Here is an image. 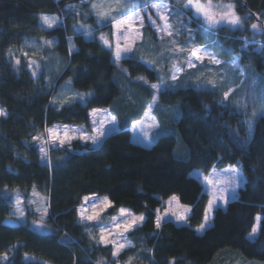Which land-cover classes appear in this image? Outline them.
Returning <instances> with one entry per match:
<instances>
[{
  "label": "trees",
  "instance_id": "obj_1",
  "mask_svg": "<svg viewBox=\"0 0 264 264\" xmlns=\"http://www.w3.org/2000/svg\"><path fill=\"white\" fill-rule=\"evenodd\" d=\"M80 1L0 0V107L7 112L0 117V257L8 255L4 264L114 263L113 245L93 240L79 219L78 207L90 194L108 196L109 216L118 215L122 207L144 215L143 222L127 233L130 245L115 258L119 264H128L130 258L131 264H225L217 256L228 248L264 260V114L256 117L249 132L246 114L223 102L221 91L192 84L166 86L158 103L178 107L179 116L169 121L174 131L161 134L151 147L134 142L130 127L143 116L154 97L151 86L162 78L135 55L116 62L112 46L100 40L97 30L90 37L76 32L72 15L100 28L95 15L67 8ZM235 9L264 24V0H235ZM41 14L64 16L65 21L46 29L39 24ZM109 22L104 27L111 38ZM221 31L227 39L214 40L212 32L201 28L197 45L226 61L238 56L240 63L264 76V32L245 48L238 32ZM42 39L54 40L40 50L44 57L56 55L49 57L54 70L51 64L33 75L21 48L28 40ZM149 39L156 41L157 35L145 24L143 41ZM68 79L74 92L90 95L61 105L57 93ZM97 107L108 108L119 129L99 147L76 139L49 148L50 162H42L40 142L47 128L65 124L89 129L90 111ZM228 165L240 168L245 183L237 198L214 210L210 227L198 232L209 198L192 171L208 174ZM35 192L48 201L47 231L29 222L36 217L30 204ZM16 194L22 197L27 221L6 226ZM172 195L189 207L187 223L165 220L157 227V210ZM257 215L259 232L251 240L247 235Z\"/></svg>",
  "mask_w": 264,
  "mask_h": 264
},
{
  "label": "rangeland",
  "instance_id": "obj_2",
  "mask_svg": "<svg viewBox=\"0 0 264 264\" xmlns=\"http://www.w3.org/2000/svg\"><path fill=\"white\" fill-rule=\"evenodd\" d=\"M156 2L161 5H167V15L169 17V23L172 25V35L168 36L165 33L158 32L157 28L153 26L152 21H156L157 25H163L164 21L160 19L155 8H152L150 5ZM202 2L207 3V0H202ZM186 0H168V2L163 0H119V4H117L116 0H82L78 3H70L67 8L75 14L83 12L84 15L92 14L97 18V24L101 28L107 24L108 20H113L116 17L134 9H140L143 7V10L137 12L139 17H143V27L145 24H149L151 28L157 35V40L149 39L148 44L146 45V54L145 56H154L152 60H149L147 64L153 68H155L162 80L159 83H156L157 87L163 89L166 86H176L181 84H192L203 90H215L221 91L222 93L231 90L230 95L227 99H224L223 102H227L229 104L234 105L239 111L244 112L246 114V123L247 127L249 122L252 124V132L254 128V120L258 115H260V104L261 101L264 100V76L262 74L254 73L252 66L250 64L243 65L240 63L239 57H235V59L231 61L223 60L219 57V54L207 48L206 46L197 45L196 36L197 31L201 30V28H205V31L212 32L214 40H219L220 37L227 39L224 37V32L221 31L222 28H226L231 30V35H233L234 31L238 32L236 37L240 38L245 42L244 47L247 48L248 45L254 44L256 37L258 34H262L264 32V24L259 20H251L249 14H239L235 9V0H211L212 5H233L234 11L236 15L241 18L242 24L239 27H233L231 25H221L216 28H210L206 23L203 22L201 17H198L195 13L194 9L186 8L184 5ZM98 5L97 8H93L92 5ZM134 4H138V7H134ZM218 15L219 13L225 11L224 7H214L212 9ZM161 11H164L161 8ZM101 12L109 13V15L102 16ZM74 14V15H75ZM41 16H49L58 18L55 26L62 24L65 21V18H59L58 15L53 14H41ZM41 17L39 16V20ZM72 23H75L73 29L76 32L84 33L87 37L92 36V33H88L89 27L92 26V23H83L80 20L78 21L75 16L72 15L70 17ZM192 21H196L195 25L192 24ZM40 22V21H39ZM41 24L44 27L47 25ZM253 24H257L259 26L258 29H253L251 26ZM54 26V27H55ZM141 26L140 19H134L133 25L131 29L126 28L119 33V36L122 35L123 47L128 45L132 40L135 41V37L139 35V28ZM201 26V27H200ZM53 28V27H52ZM107 38L110 34L109 32L102 35ZM164 38L161 39L160 37ZM226 36L230 37V35L226 34ZM108 38V39H109ZM113 35L111 33L112 40ZM101 40V39H100ZM102 41V40H101ZM103 42V41H102ZM256 49H260L261 43L257 42ZM51 45L46 44L36 40H28V43L24 45V49H22V55L31 56L30 52L38 53V56L42 54L40 52L43 51L44 48L50 47ZM133 47V45H132ZM183 48L184 51L180 49ZM192 48H202L207 49L211 52L216 58L221 60L223 63L216 65L209 62L205 59L204 62H200L195 60V57H191V60L194 63V67H188V60L190 58L189 53ZM42 50V51H40ZM19 52V54H21ZM49 56H56L54 53H51ZM160 56H163L162 62L160 61ZM235 61L238 67H231L232 62ZM242 70V72H241ZM176 74L177 79L173 81L171 79L172 75ZM141 79V78H140ZM68 80H64L59 87L57 95L63 94L65 91H69L67 86ZM215 85V86H214ZM154 89V88H153ZM74 96L73 99H80L84 101L86 99L84 96H89L90 93H80L77 91H71ZM155 96L152 99L151 105L153 107L149 111V105L146 107V110L143 114V117L136 121L132 126V140L136 143H139L145 147H151L156 139L163 133L173 132V128H170L169 121L172 119H176L179 116V109L176 106L170 105H161L158 102L159 93L154 89ZM61 97V95H60ZM82 97V98H81ZM57 97L54 98L53 103L56 104ZM256 111L257 115L253 117L252 113ZM147 113V115H146ZM157 113L161 115L158 116ZM92 120L90 121V128L87 129L84 125H66L68 127V135L75 137L71 139L69 142L64 143L63 145L69 144L73 140H81L82 142H87L80 138L81 134L85 136L97 137L98 142L101 139H104L106 136L115 133L118 130L117 120L115 116L110 112L108 108L105 107H97L92 110ZM115 118L114 120L112 118ZM161 118V119H160ZM165 120V122H163ZM95 121V122H94ZM167 123V125H166ZM151 125H155L152 127ZM47 128L46 135L40 142V149L43 148L44 151H41V159L44 163H49V148L56 145H61L59 141H53ZM53 129H57L54 127ZM58 130V129H57ZM103 132L104 134L101 136L99 133ZM58 136L63 139L64 132L63 130H58ZM88 143V142H87ZM96 143V144H97ZM177 155L181 157H186V153H178ZM235 169V174L230 171V169ZM192 175L197 177L203 183V191L208 195V204L210 201H214L213 209L211 213H209V218L207 223L205 224V219L203 224H205V228L201 231L203 232L206 228L210 227L212 224L214 210L217 207H225L226 204L232 200L237 198L239 189L245 183V177L240 170V168L236 165H228L223 168H213L208 174H205L199 169H195L192 171ZM234 176H237L240 180V186L233 191L232 185L228 183L229 180L233 179ZM221 195L227 197V202L219 199ZM85 197L89 199L86 201ZM83 199L82 204L78 207L79 219L86 226V231L89 236L96 241H101V229L105 230V235L108 240H116L117 243H125L127 248L130 245V239L127 237V233L139 226L143 221L138 222L133 228H131L127 232H123V228H117V224L123 225L124 222L131 221L135 217L143 216V214H136L132 212L127 207H122L126 210V215H122L121 212L116 216H109L107 213L108 208L111 206L112 202L106 195H97L90 194L86 195ZM175 197L176 199H172ZM102 201L110 202L109 204L101 203ZM31 210L32 213L36 216L31 217L29 220L30 224L40 231H47L44 227L45 220L47 219L49 208L48 201L45 197L38 195L36 192L33 194V197L30 199ZM208 204L205 210V213L208 209ZM95 205V207H93ZM120 208V209H122ZM40 209V211H36ZM44 210L47 211V215L44 216L42 213ZM189 207L187 205L182 204L175 195L170 196V198L162 201L161 207L157 210V217H160V224L165 220H173L178 225L186 223V219H179L180 215H183L187 218L189 214ZM83 211L84 216L94 215L95 213H99L93 220H84L81 217V213ZM23 212V216L20 213ZM175 214V215H174ZM10 217L18 221L19 223H24L27 221L25 207L23 204V200L20 194H16L13 197V208L10 212ZM205 217V215H204ZM260 217V215H257ZM115 218V219H113ZM43 223L41 227L40 224ZM257 225L260 226V220L257 221L253 227ZM160 226V225H159ZM200 227H198L199 229ZM123 232L121 236L120 233ZM252 232V231H251ZM249 232L247 235L249 239H254ZM111 244V243H107ZM113 245V244H112ZM114 252L116 251L115 246ZM123 248V249H124ZM122 249V250H123ZM120 250V252L122 251ZM119 252V253H120ZM4 256L0 257V264H4L5 260ZM117 255H113L114 263L107 262L106 260H100L97 264H119L116 262ZM217 258H224L225 264H264V260L257 259H249L245 257L239 250L236 249H224L221 253L218 254ZM44 264H50L48 262H44Z\"/></svg>",
  "mask_w": 264,
  "mask_h": 264
},
{
  "label": "snow or ice",
  "instance_id": "obj_3",
  "mask_svg": "<svg viewBox=\"0 0 264 264\" xmlns=\"http://www.w3.org/2000/svg\"><path fill=\"white\" fill-rule=\"evenodd\" d=\"M116 2H117V4H119V0H116ZM133 6L134 7H138L139 5L138 4H134ZM150 6L152 8L156 9L160 19L164 21L163 25H157L156 21L153 20L152 21L153 26L157 28L158 32H162V33L167 34L168 36H171L172 35V30H171L172 25L169 23V17L166 14L168 6L167 5H161V4H158L156 2H153ZM184 6L186 8L194 9L196 15L198 17H201L203 22L206 23L210 28H213V29L218 27V26L224 25V24L231 25L233 27H239L242 24L241 18L238 15H236V13L234 11V6L231 5V4L225 5V6H220V5H215L214 6V5L211 4V0H207V3L202 2V0H186V3H185ZM92 7L93 8H97L98 5L93 4ZM214 7H224L226 10L221 12V13H219V15H218L216 12H214L212 10ZM161 8H163L164 11H161ZM100 15L106 16V15H109V13L101 12ZM136 18L140 19L141 26H142L143 25V17H139L137 13H132L131 15L124 14L122 19L116 20V22H115V26H116L117 32L119 33V30L122 27H124L125 25L127 26L128 29H131L132 25H133V22H134V19H136ZM57 20H58V18H56V17L41 16L42 23L47 25V27H49V28L54 27L55 24L57 23ZM251 27L253 29H258L259 28V26L257 24H253ZM261 30H264V29H261ZM160 38L163 39L164 37L161 36ZM101 39L103 40V42L106 45L111 46L110 42H109V40L107 38L102 36ZM45 43L51 45L52 41H45ZM134 43H135V41L132 40L128 45H126L125 47L121 48L120 43H119V36H118L117 37V43H116V50H115L116 59L119 60L121 58L122 53L123 54L130 53L132 51V45ZM180 50L184 51L183 48H181ZM261 51H264V46L261 47ZM189 56H190V58H189V60L187 62L188 63V67H194L195 66L193 61L191 60V57H195V60L200 61V62H204L205 59H207L209 62H211L213 64H216V65H219V64L223 63L221 60L216 58L207 49L192 48L190 53H189ZM17 63H19V61H17ZM230 66L231 67H238V65L236 64L235 61H233ZM37 67H39V65H37ZM241 72H242V70H241ZM33 75H35V72H33ZM171 79L173 81H175L177 79L176 74H173ZM151 87L154 88L157 93H159L161 91V89L159 87H157L156 85H152ZM230 92H231V90L226 91V92L223 93L224 99H227L229 97ZM152 107H153V105L150 104L149 105V111L151 110ZM259 111H260L261 114H264V100L261 101ZM4 114L5 113L3 112V110H0V115H4ZM146 115H147V113H146ZM252 115H253V117H255L257 115V112L254 111L252 113ZM112 119L114 120L115 118L113 117ZM151 126L155 127V125H151ZM251 129H252V124H251V122H249V124H248L249 132L251 131ZM68 131H69L68 127L65 126L64 127V138L61 139L58 136V130L57 129H48V132H49L52 140L53 141H57L58 140L61 145H63L66 142H69L71 139L75 138V137L69 136L68 135ZM99 134L102 136L104 133L101 131ZM80 138L85 140V141L91 140L93 144L98 142L97 137L85 136V135L81 134ZM37 139H39V138L37 137ZM41 151H44V149L41 148ZM230 171H232L235 174L236 170L233 168V169H230ZM228 183L230 185H232L233 191L240 186V180H239V178L237 176H234L233 179L228 181ZM88 199H89L88 197H85L86 201ZM172 199H176V198L173 197ZM219 199L224 200L225 202H227V197L224 196V195H221L219 197ZM101 203H106V204L110 205V202L102 201ZM213 204H214V201H210L209 204H208V209H207V211L205 213V217H204L205 224L208 221L209 213H211V211L213 209ZM93 207H95V205H93ZM36 211H40V209H37ZM120 212H121L122 215H126L127 214L126 210L123 209V208L120 209ZM20 215L23 216V212H21ZM42 215L46 216L47 215V211L44 210ZM98 215H99V213H95L94 215H90V216H84L83 215V211L81 213V217L84 220H93ZM178 218L179 219H186V217L183 216V215H180ZM113 219H115V218H113ZM143 220H144L143 216L135 217L131 221L124 222L123 225L117 224L116 227L117 228H121L122 227L123 228V232H127L131 228H133L138 222L143 221ZM259 220H260V217H257V221H259ZM156 223H157V227H159V225H160V217H157ZM205 224H201L199 230L202 231L205 228ZM40 226L42 227L43 223H41ZM258 231H259V225H257L256 227H253L252 232H251L250 235L252 237H255V235L257 234ZM123 232L120 233L121 236L123 235ZM101 241L103 243H106V244L107 243H111V244H113L115 246L116 251L113 253V255H119L120 250H122L126 246L125 243H117V241L114 240V239L113 240H108L106 238L104 229H101ZM3 258L6 260L7 259V254H4ZM128 264H131V258H130Z\"/></svg>",
  "mask_w": 264,
  "mask_h": 264
},
{
  "label": "crops",
  "instance_id": "obj_4",
  "mask_svg": "<svg viewBox=\"0 0 264 264\" xmlns=\"http://www.w3.org/2000/svg\"><path fill=\"white\" fill-rule=\"evenodd\" d=\"M140 9H142L143 10V7H141ZM140 9H138V8H134V9H132V10H130V11H128V12H126V13H124V14H128V15H131L132 13H137L138 11H140ZM124 14H122V15H120L119 17H116L115 19H113V20H110V22H109V24L111 25V27H112V35H113V38H112V40H110V38H109V36L107 37V39L109 40V42H110V45L112 46V48H113V57H114V59H115V61L116 62H118V61H120L121 59H124V58H127V57H129V56H131V55H135L136 57H138V58H140V60H142L143 62H145L146 64H147V62L149 63V60H152L153 59V57L154 56H145V54H146V45H149L148 44V41L146 40H144L143 41V26L141 27V28H139V31H140V33H139V35H138V37L136 36L135 37V43L133 44V47H132V51L130 52V53H127V54H123L122 53V55H121V58L119 59V60H117L116 59V56H115V50H116V43H117V37L119 36V33H121L126 27V25L124 26V27H122L120 30H119V33L117 32V29H116V26H115V22H116V20H120V19H122L123 18V15ZM40 17H41V15H40ZM41 19V18H40ZM40 22H39V24H40V26L41 27H43V28H46V29H49V27H44L42 24H41V20H39ZM97 30V32H98V37L101 39V37H102V35L103 34H105V33H107V32H109L108 30H107V28L106 27H101V28H96V29H93L92 27H89V31H88V33H93L94 31H96ZM123 39L124 38H122V35H120L119 36V43H120V46H121V48H123V43L124 42H126V41H123ZM102 40V39H101ZM45 41H47V40H45V39H42V40H40V42H43V44L45 43ZM48 41H52V44H53V41L54 40H48ZM103 41V40H102ZM104 43V42H103ZM51 44V45H52ZM105 44V43H104ZM106 45V44H105ZM107 46H109V45H107ZM22 49H24V46L21 48V51H22ZM41 53V52H40ZM37 55V54H36ZM20 57V56H19ZM49 57L50 56H46V57H44V56H25V58H26V60H27V64H28V67L30 68V69H32L33 71H35V73H38V72H40L42 69H46V68H48L51 64H52V66L50 67L51 69H53L54 70V68H53V62L52 61H50L49 62ZM160 58V61L162 62V58H163V56H160L159 57ZM53 59H54V57H53ZM55 59H56V57H55ZM37 65H39V67H37ZM45 66H46V68H45ZM68 84H67V88L68 89H70L69 91H65L63 94H61V97H60V99H59V102H60V104L62 105V104H64V103H67V102H69L70 100H72L73 98H74V96L72 95V93H71V91H73L72 90V87H71V83H70V81H68L67 82ZM154 96H155V94H154ZM86 96H84L83 98H85ZM152 103V100L149 102V104L148 105H150ZM0 110H3V112L5 113L4 115H0V117L1 116H5L6 114H7V112H6V110L5 109H3V108H1L0 107ZM93 110V109H92ZM92 110L90 111V121L92 120ZM146 110V109H145ZM144 114V113H143ZM143 117V116H142ZM141 117V118H142ZM117 120V119H116ZM140 120V119H139ZM138 121V120H137ZM136 122V121H135ZM134 122V123H135ZM133 123V124H134ZM133 124L131 125V127H130V131H131V136H132V126H133ZM66 125L65 124H55V125H53V126H51V127H49L50 129H53L54 127H57V129L59 130V131H61V130H63V132H64V127H65ZM117 127H118V129H119V126H118V123H117ZM103 140L104 139H101L100 141H99V143H95V144H93L92 143V141L91 140H87V142L90 144V145H92V146H95V147H99L100 145H101V143L103 142ZM81 141V140H80ZM83 143H85V142H83ZM56 146H63V145H56ZM120 213V212H119ZM118 213V214H119ZM169 220V219H168ZM162 223V222H161ZM186 223H187V221H186ZM185 222H184V224H186ZM196 230L198 231V232H201V231H199V229H198V227L196 228Z\"/></svg>",
  "mask_w": 264,
  "mask_h": 264
},
{
  "label": "water",
  "instance_id": "obj_5",
  "mask_svg": "<svg viewBox=\"0 0 264 264\" xmlns=\"http://www.w3.org/2000/svg\"><path fill=\"white\" fill-rule=\"evenodd\" d=\"M3 224L6 225V226L15 227V226L18 225V222L15 219L9 217V218L4 220Z\"/></svg>",
  "mask_w": 264,
  "mask_h": 264
}]
</instances>
